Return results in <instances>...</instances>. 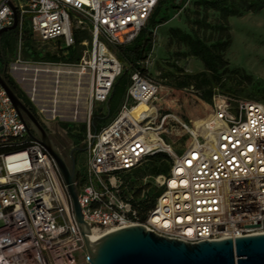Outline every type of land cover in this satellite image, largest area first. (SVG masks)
Returning a JSON list of instances; mask_svg holds the SVG:
<instances>
[{"label": "built area", "instance_id": "1", "mask_svg": "<svg viewBox=\"0 0 264 264\" xmlns=\"http://www.w3.org/2000/svg\"><path fill=\"white\" fill-rule=\"evenodd\" d=\"M10 1L19 32L27 26L62 54L74 48L76 32L89 34L76 62L23 58L19 40L8 66L66 67L86 78L88 158L75 165V186L95 239L131 225L192 243L264 232V103L214 94L204 110L182 121L163 111L160 87L135 69L115 115L90 132L92 106L106 102L123 68L117 46L137 36L158 0ZM14 11L0 0V28L13 23ZM140 101L148 110L132 115ZM177 128L180 136L188 134L182 147L165 137ZM156 153L168 157L169 168L153 177L147 205L144 190L141 197L126 193L125 178ZM0 223V264H79V252L86 250L54 160L29 136L1 84Z\"/></svg>", "mask_w": 264, "mask_h": 264}, {"label": "rangeland", "instance_id": "2", "mask_svg": "<svg viewBox=\"0 0 264 264\" xmlns=\"http://www.w3.org/2000/svg\"><path fill=\"white\" fill-rule=\"evenodd\" d=\"M206 1L208 0H165L153 22L146 25L152 33V48L146 59L138 64L139 69L148 73L160 87L159 95H165L161 103L163 111L175 112L182 121L188 119L193 112L204 110V101L209 102L214 94L264 103V7L258 11L243 12L242 15H228L225 20L223 13ZM163 18L166 21L160 23ZM27 33L42 54H61L52 42L42 43L36 34L29 30ZM186 35L198 37L207 44L216 43L214 50L223 53L229 61L227 69L223 66L218 68L220 78L212 86L210 99L203 97L207 87L196 88L193 84L180 86L186 75L205 69L201 59L191 54ZM86 38L89 39L88 33ZM219 41L225 43L224 47L217 44ZM6 54L8 55L7 52ZM8 65L9 63L6 64L7 73L34 108L36 117L44 119L40 123L59 151L68 158L69 151L75 148V165H83L88 158L85 142L89 106L86 78L79 81L74 74L38 72L37 82L33 83L30 78L36 75L34 71L17 70ZM124 67L126 64H123L122 69ZM132 72L129 70L127 77ZM34 86L35 95L32 91ZM57 86L58 93L55 92ZM33 95L35 101L32 100ZM53 101L56 105L55 120L51 119L48 111ZM116 111L108 114L105 102L94 104L91 115L99 114L97 123L103 126L112 119ZM166 117L168 120L169 116ZM83 123L86 124L85 130L81 128ZM179 129L165 135L167 140L175 141V147L184 146L188 137V134L180 136ZM166 166H169L167 159L153 160L150 156L143 160L135 170L126 175V193L139 194L141 197L140 193L144 190L146 204L150 205L155 190L151 184L153 177L157 175L155 169L164 173L167 171ZM79 256V264H89L86 250L80 251Z\"/></svg>", "mask_w": 264, "mask_h": 264}, {"label": "water", "instance_id": "3", "mask_svg": "<svg viewBox=\"0 0 264 264\" xmlns=\"http://www.w3.org/2000/svg\"><path fill=\"white\" fill-rule=\"evenodd\" d=\"M7 4L14 11L10 0H7ZM17 23L14 11L13 23L0 28V35L4 31L15 29ZM0 84L24 120L29 136L36 139L54 160L71 198L75 220L84 238L89 264H264V232L192 243L159 235L146 230L142 225H131L90 240L88 237L90 227L83 220L77 199L73 155L75 148L69 151L66 158L1 72Z\"/></svg>", "mask_w": 264, "mask_h": 264}, {"label": "trees", "instance_id": "4", "mask_svg": "<svg viewBox=\"0 0 264 264\" xmlns=\"http://www.w3.org/2000/svg\"><path fill=\"white\" fill-rule=\"evenodd\" d=\"M165 0H158L155 7L153 8L150 16L148 17L146 24L142 27L137 34V36L128 44L118 45L116 48V54L122 64H126V67L122 69L120 75L115 79L110 95L106 100V110L108 114H112L118 108L121 103L123 96L126 91V87L130 81V76L127 77L129 70L134 71L139 69L138 64L140 61L146 59L147 53L152 48L153 37L150 30L147 29L146 25L149 22H153L154 17L156 16L158 10L162 6V3ZM211 7H214L220 10L226 20L228 15H242L243 12L248 11H258L264 7V0H208L206 1ZM228 8H231L230 10ZM166 21V18H163L160 23ZM228 23V22H227ZM27 30L30 29L27 26L22 27L19 32L18 27L15 29H10L4 31L0 35V72L3 73L15 90L17 95L26 103V105L31 109L35 114L34 108L30 102L24 97L19 88L14 83L13 79L9 76L6 70V64L13 60L17 53V46L20 40V52L23 58H29L34 61H50V62H67L73 63L78 61L81 54V45L80 41L87 37L86 32H76L74 34L75 46L70 48L65 54H51L46 52L42 54V51L37 49V46L33 40L30 39V36L27 33ZM189 45V50L192 55L198 56L204 64V70L199 71L194 74L186 75L180 83V86H186L187 84H193L196 88L207 87L208 89L204 90L203 97L210 99L212 95V86L214 82L220 78L217 73L220 66L225 67L226 69L230 66L227 58L224 57L223 53L216 52L214 50L216 43L207 44L206 41L198 38L191 37L186 35L185 38ZM217 44L224 47L225 43L219 41ZM230 45V44H229ZM228 45V46H229ZM223 50V49H221ZM8 53V55L6 54ZM128 66V67H127ZM238 71V70H237ZM131 75V74H130ZM211 100H209L210 102ZM207 101H204V104L207 105ZM118 110V109H117ZM117 112V111H116ZM90 119V130L94 133H97L101 127L97 122L99 114L94 113L91 115ZM105 117V116H102ZM167 118V117H166ZM164 120V124L168 123V120ZM106 125V124H105ZM82 130L86 129V124L81 125ZM153 160H162L167 159L168 157L164 153H156L151 155ZM169 166H166L165 169L168 170ZM155 173L159 174L161 171L156 168Z\"/></svg>", "mask_w": 264, "mask_h": 264}, {"label": "bare ground", "instance_id": "5", "mask_svg": "<svg viewBox=\"0 0 264 264\" xmlns=\"http://www.w3.org/2000/svg\"><path fill=\"white\" fill-rule=\"evenodd\" d=\"M26 69H27V71L32 70V71H34V73H36V75H34L33 77L30 78V80L33 83L37 82V73L38 72H56L58 74H60V73L74 74L75 76L78 77V79H80L78 74H76L75 70L69 69L66 67H58V66H52V65H31V66H28ZM57 83H58V81H57ZM32 91L34 92L33 94L35 95L36 86H34ZM55 92L58 93V86L56 87ZM34 95L32 98L33 101H35ZM147 110H148V107H147L146 103L144 101H140L137 104L132 106L130 113L132 115H138V114L143 113ZM49 111L56 113V105H55L54 101H53V103H51V106L49 107ZM163 123H164V121H163ZM97 236L98 235L96 233H92L89 235V239L94 240Z\"/></svg>", "mask_w": 264, "mask_h": 264}, {"label": "crops", "instance_id": "6", "mask_svg": "<svg viewBox=\"0 0 264 264\" xmlns=\"http://www.w3.org/2000/svg\"><path fill=\"white\" fill-rule=\"evenodd\" d=\"M232 43V42H231ZM231 43H230V45H231ZM230 45H229V47H230Z\"/></svg>", "mask_w": 264, "mask_h": 264}]
</instances>
